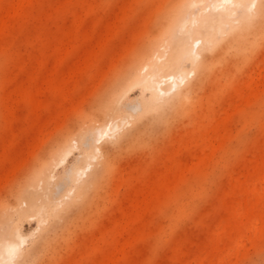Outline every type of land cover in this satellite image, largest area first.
Instances as JSON below:
<instances>
[{
    "label": "rangeland",
    "instance_id": "1",
    "mask_svg": "<svg viewBox=\"0 0 264 264\" xmlns=\"http://www.w3.org/2000/svg\"><path fill=\"white\" fill-rule=\"evenodd\" d=\"M171 1L0 0V242L4 231L27 236L15 264H218V255L226 257L221 264H264V217L255 234L229 219L264 175V35L213 68L186 111L167 124H132L134 109L150 98L134 88L122 143L110 136L100 145L105 163L110 159L102 185L84 200L64 197L66 206L46 217L20 219L14 211L27 205L29 186L41 184L49 152L98 113L101 98L162 27ZM75 142L55 168L57 196L73 187L71 170L87 168L86 145ZM226 225L223 244L217 234ZM240 233L243 245L229 255Z\"/></svg>",
    "mask_w": 264,
    "mask_h": 264
},
{
    "label": "bare ground",
    "instance_id": "2",
    "mask_svg": "<svg viewBox=\"0 0 264 264\" xmlns=\"http://www.w3.org/2000/svg\"><path fill=\"white\" fill-rule=\"evenodd\" d=\"M205 1L206 4H204ZM260 1L261 0H172L171 3L168 4L167 9L164 10L165 15L163 17L164 23L162 27L152 36L149 44L142 50L140 49L133 64H130V66L123 71L120 79L114 83L107 94L101 98L98 103V113L93 118L86 121V126H81L80 135L62 139L59 141L57 147L49 152L43 165L41 184L35 188L36 186L33 182L29 186L33 191H27L23 196V200L27 205L24 208L17 207L16 210H14L15 212L19 210L20 219H23L27 213L32 212L37 213L39 216L42 215V217H46L52 213V208L57 207L60 209L66 206L67 203L62 200L64 197L69 196L68 201H70V196H72L71 199L74 201L84 200L89 196L90 192L102 185V179H104L110 171V159L105 163L106 155L102 153L103 150L101 151L100 145H103V140L108 139L110 136H115V139L117 138V145L122 143L123 138L126 136L124 132H122V128L125 126V118L127 117L124 106L128 101L126 100L128 93L134 88L140 87L143 94H150V98L148 100H143L140 108L134 109L136 113L129 117L135 127L143 122L144 119L148 118H151L154 123L167 124L171 118L179 117L183 114L188 105L196 98V92L203 88L213 68L222 64L226 66L225 63L228 58L244 55L258 44L261 37L264 35V3ZM21 3L23 2L21 1L17 4L18 9L23 7ZM162 5L161 3V6ZM16 9L15 7L13 11ZM8 11L7 14L9 13L10 16L11 11ZM2 16L4 17L5 15ZM2 18L0 21L3 22L4 18ZM116 21L118 20L116 19ZM2 22L0 27L6 25ZM65 49L68 50L67 47ZM122 54L123 53L120 55L122 56ZM63 55L65 56L64 53ZM77 69L79 70V68ZM258 80L260 79L258 78ZM37 100L38 99H36V101ZM11 102H13V100ZM39 102L42 103V101ZM39 102L38 104H40ZM13 115L11 116L10 114L12 118H14ZM77 140H80L83 145H86V151L83 152V161H86L87 168H75L69 173L67 172L68 178L70 179L69 181L73 183V187L69 190H64L63 193L60 191L62 194L57 196V192L52 190L51 187V184H53L51 180L55 179V168L61 163L66 162L74 146L78 145H75V141ZM216 140L217 139L214 141ZM216 143L218 142L216 141ZM32 146L34 147V145ZM212 146L213 145H211V147ZM31 154L32 153H30V155ZM205 154L208 155L207 152ZM99 165L102 166L100 170L92 172L88 176V179L84 178L87 169ZM168 166L169 165H167V167ZM247 191L249 196L247 200L245 199V205L243 206L241 203L236 202L237 204L230 212L229 219L232 220L233 218L243 223L246 222V229H248L250 233H254L257 227L256 222H259V219L264 217V215L255 208L254 203H262L261 205L264 206V175L259 183L251 184L247 188ZM71 193L73 195H71ZM146 200L147 198L137 201L135 208L140 207ZM38 202H41L39 206ZM19 205L20 204L17 206ZM3 214L5 215V213ZM134 218L135 216L132 217V219ZM229 224L231 226V223ZM230 226L226 225L224 227L225 231L217 234L223 244L226 231ZM218 227H220V225ZM217 229L219 230L220 228ZM214 233L217 232L214 231ZM7 237V231L2 232L3 241L0 242V264H15L17 261L16 259L21 256L22 250L27 244V236L23 235L18 228L16 230L14 229L12 234L8 238ZM243 239L244 235H242V233L236 235L235 247L234 245L228 247V250L233 249L229 255L238 254L236 251L242 247ZM121 248L120 251L124 249V247ZM116 258L117 257H115V259ZM217 258L218 264H221L224 263L223 261H225L226 257L218 255ZM197 261H191L189 264H198L196 263ZM200 264H202V262H200Z\"/></svg>",
    "mask_w": 264,
    "mask_h": 264
}]
</instances>
